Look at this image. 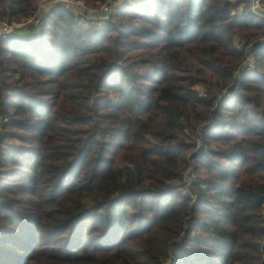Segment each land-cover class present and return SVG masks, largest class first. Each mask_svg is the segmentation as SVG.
I'll return each instance as SVG.
<instances>
[{
	"label": "trees",
	"instance_id": "trees-1",
	"mask_svg": "<svg viewBox=\"0 0 264 264\" xmlns=\"http://www.w3.org/2000/svg\"><path fill=\"white\" fill-rule=\"evenodd\" d=\"M263 38L250 0H137L1 41L0 264H264Z\"/></svg>",
	"mask_w": 264,
	"mask_h": 264
},
{
	"label": "built area",
	"instance_id": "built-area-1",
	"mask_svg": "<svg viewBox=\"0 0 264 264\" xmlns=\"http://www.w3.org/2000/svg\"><path fill=\"white\" fill-rule=\"evenodd\" d=\"M123 4L134 6L136 0H123ZM60 6H67L76 14L79 23L86 29L105 27L109 23L114 22V15L120 5L117 0H108L105 4L99 7H88L81 0H42L41 5L35 15L26 18L19 23H11L9 21L0 20V42L7 41L21 31H27L31 28H38L42 24L43 16L51 10ZM122 6V5H121ZM250 7L252 12L264 18V0H250ZM262 46L264 47V38L261 39ZM257 59L254 53L249 51L246 54L245 60L236 71V77L241 74L254 71L257 68ZM228 89L225 94H228ZM197 148H201L200 142L197 143ZM197 182V177L194 174L193 167H190L184 178L183 193L188 198L195 199L193 193V184Z\"/></svg>",
	"mask_w": 264,
	"mask_h": 264
},
{
	"label": "rangeland",
	"instance_id": "rangeland-1",
	"mask_svg": "<svg viewBox=\"0 0 264 264\" xmlns=\"http://www.w3.org/2000/svg\"><path fill=\"white\" fill-rule=\"evenodd\" d=\"M41 2H42V0H39V7H40V5H41ZM136 2H137V0H136ZM136 2H135V5H136ZM123 3H124L123 0H117V4H118V5L121 6V5H123ZM85 5H86V4H85ZM86 6H87V5H86ZM93 8H95V7H93ZM38 9H39V8H38ZM200 91H201V93H204V90L201 89V88H200ZM169 263H171V262H169Z\"/></svg>",
	"mask_w": 264,
	"mask_h": 264
}]
</instances>
